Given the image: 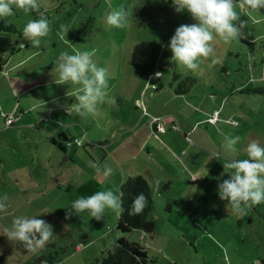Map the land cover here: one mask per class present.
Here are the masks:
<instances>
[{"label":"rangeland","instance_id":"rangeland-1","mask_svg":"<svg viewBox=\"0 0 264 264\" xmlns=\"http://www.w3.org/2000/svg\"><path fill=\"white\" fill-rule=\"evenodd\" d=\"M8 2L21 9L17 0ZM33 2L46 14L35 17L30 37L58 63L67 52L51 79L72 75L26 99L33 104L64 93L51 113L43 105L23 113L37 124L27 131L41 136L33 170L23 166L34 153L32 141L31 150L26 142L12 152L0 149V197L10 202L0 213L14 209L13 223L0 218V234L42 227L30 260L39 247L54 264H96L120 236L145 250L147 264H264V94L247 91L264 87V0ZM238 24L255 37L253 46L240 42ZM140 91L165 129L150 135L155 147L146 158L144 150L131 152L139 139L133 125L118 124L130 120L126 100ZM137 109L136 119L148 122ZM57 121L79 146L66 143L63 152L43 138V124ZM126 137L132 140L123 148ZM128 163L154 183L151 232H114ZM8 240L0 251L16 264L21 252Z\"/></svg>","mask_w":264,"mask_h":264},{"label":"crops","instance_id":"crops-1","mask_svg":"<svg viewBox=\"0 0 264 264\" xmlns=\"http://www.w3.org/2000/svg\"><path fill=\"white\" fill-rule=\"evenodd\" d=\"M33 1V0H32ZM29 14L30 11L24 12L22 9H18L13 4H10L8 0H6V4L0 5V149L6 148L7 150H10L11 152L16 150L17 143L26 142V147L30 149V146L33 145V155H31L27 161L26 164L23 166L27 167L28 169L34 168L33 160L35 159L38 151V140L41 136L39 135H33L31 132H28L27 130H32L37 124H34L31 126L23 117V113L27 111L28 113H31L35 111L38 107L43 105L48 112H45L46 114L53 112L55 109L59 108L58 106H53L52 101L58 96H63V94H60V92H57L53 96H49L48 99L38 101L33 104H26V99H29L31 102V96L35 95L36 91L40 90L42 87H52L58 80H67L68 77H70L72 74H65L63 72L62 76L59 78H53L51 79L52 75V69L55 65L62 64L66 57V50L63 51V55L61 56L60 60L61 62L58 63L55 61L57 57L54 55L45 56V50L44 45L40 43L39 39H35L33 36L30 37L29 31L32 30L31 25H35V17L38 15H32L33 17V24L29 23L26 18H24L25 14ZM24 14V15H23ZM31 14V13H30ZM52 47H56V42L52 41L51 44ZM47 47V46H46ZM51 47V48H52ZM54 49V48H53ZM53 53V51H51ZM47 55V54H46ZM49 57V58H48ZM66 62V61H65ZM65 65V64H64ZM161 85H159L160 87ZM153 86L152 88H154ZM158 89V87H155V90ZM142 90V88H141ZM146 92V91H145ZM141 95V91L139 93H135L134 98L131 100H126L127 103H129V106H131V109H133V114L131 115V118L129 121H124V119H119L118 124L119 126L128 127L125 122H128L130 125H133L131 131L132 133H137L138 135V141H135L134 144L137 146L135 150L132 149L131 152H133L135 155H140L141 152L144 150V157L151 155L150 149L155 147V144L151 141V134L152 133H158V134H164L165 129L162 125V119L161 115L157 112L156 109H153L151 104L145 101L144 93ZM152 98V96H150ZM130 101V102H129ZM51 103V104H49ZM101 103H105V101H102ZM122 104V103H121ZM141 106L143 108V113L140 115L142 118L149 117L150 119L148 122H141L140 120H137L138 117V109L137 107ZM26 108V109H24ZM218 109L215 108L214 114L218 116ZM2 114L5 115H11L13 117L14 121L11 125L8 127L4 126V120L1 117ZM22 116V117H21ZM156 118L153 122L152 120ZM172 121V118H169ZM19 121H22V125L18 124ZM44 121V120H43ZM57 124L54 125H47L43 124V127L45 130H42L41 133L43 138L51 143V145H56L55 143L61 144L63 148V152H65V146L66 142L64 139H69L72 136L68 129H65L64 124L57 121ZM173 122V121H172ZM29 125H28V124ZM216 123V122H215ZM152 124V125H151ZM154 124V125H153ZM159 125L162 126L164 129L163 132H158L155 128V126ZM211 124V123H210ZM173 128H175L174 124L172 123ZM131 127V126H130ZM22 129H25V131H22ZM126 131V130H125ZM192 130L188 131L189 133ZM8 134L11 135V138H6ZM59 135L66 136V138H61ZM51 140H54L51 141ZM61 140V141H60ZM132 140L130 137H126V142L121 141L120 146L125 148L128 146V142ZM31 141L33 144H31ZM80 141V140H79ZM31 144V145H30ZM80 145V144H79ZM75 145V146H79ZM23 144H19L18 148L22 147ZM31 150V149H30ZM1 151V150H0ZM26 151V150H25ZM118 155L121 156L122 152H118ZM132 156V155H130ZM141 158V157H140ZM146 161V160H145ZM131 163V162H130ZM126 164V167H128V176H132L135 174H140L139 172H131V169L133 167V163ZM135 167V166H134ZM31 170V171H32ZM248 172V170H247ZM249 174V172H248ZM250 175V174H249ZM143 176V175H142ZM252 178V176H250ZM126 178L123 176V179ZM255 178V176H254ZM252 178V180H254ZM147 183L151 189L152 197H156V190L154 183L153 185H150V181ZM121 180L118 184H120ZM244 185V184H242ZM245 186V185H244ZM87 189H90L88 187H85ZM85 188L83 191H85ZM80 191L81 189H75L72 188L71 191ZM10 204V202L7 199V202L3 201V199L0 197V205L2 204ZM153 202V198H152ZM154 203V202H153ZM5 217L7 221L12 222V218L14 217V209L7 210L5 213H0V218ZM16 222H14L15 225ZM3 232L0 234V248H1V241H4V236H7L9 238V242L15 241L17 234H20V231L14 232L9 231L7 233V229L3 228L1 229ZM12 232V233H11ZM38 243V241L36 242ZM33 247V245H32ZM31 247V248H32ZM31 248L27 251L26 254H24V257H22V253L16 257L13 258L15 260L16 264H28L31 260V257L33 254ZM37 255H43V252L39 247H36ZM74 248H78L76 245H74ZM2 254L3 257V263L2 264H13L9 259L4 255V252L0 251V255ZM30 254V255H29ZM32 254V255H31ZM36 255V256H37ZM54 264V263H53Z\"/></svg>","mask_w":264,"mask_h":264},{"label":"trees","instance_id":"trees-1","mask_svg":"<svg viewBox=\"0 0 264 264\" xmlns=\"http://www.w3.org/2000/svg\"><path fill=\"white\" fill-rule=\"evenodd\" d=\"M24 12L30 11L31 15H38L40 18H45V11L39 8L32 0H17ZM34 3V10H30L29 3ZM236 32L240 37V42L248 46L254 45V38L243 25L236 26ZM190 82L193 79L188 78ZM181 85V84H180ZM189 87V86H188ZM187 86L183 90H179L176 94H183L189 90ZM249 93L264 94V87L247 89ZM213 117V116H211ZM208 117V120L211 118ZM61 138L66 136L59 135ZM54 142V140H51ZM61 141V140H60ZM68 144L73 143L79 145L80 141L75 137L64 139ZM59 150H63L61 144L55 143ZM248 172L251 171L247 169ZM254 173V172H253ZM251 176V174H250ZM255 176V175H254ZM254 178V177H253ZM147 179L139 174L127 176L119 184L118 207H117V222L115 233H129L131 230H139L143 232H151L155 229V223L149 219L148 214L153 207L151 189L146 181ZM242 185V184H241ZM240 185V186H241ZM243 186V185H242ZM45 231L40 226L31 227L24 232H21L17 239L13 242L16 250L27 252L34 243L40 241L44 237ZM55 257L56 253L54 252ZM147 255L145 250L137 242H129L124 238L117 237L114 240L111 251H106L105 255L94 260L96 264H147ZM54 257L49 254L38 255L33 258L28 264H53ZM3 263V257L0 255V264Z\"/></svg>","mask_w":264,"mask_h":264},{"label":"built area","instance_id":"built-area-1","mask_svg":"<svg viewBox=\"0 0 264 264\" xmlns=\"http://www.w3.org/2000/svg\"><path fill=\"white\" fill-rule=\"evenodd\" d=\"M29 6H30V10L33 11V10H34V3H33V2L29 3ZM41 16H43V13L41 14ZM41 16H40V17H41ZM1 117H2L3 120H4V126H5V127H8V126L11 125V124L13 123V121H14V119H13V117H11V115H5V114H2ZM215 117H216V115H214L213 117H211V118L209 119V122H213V121L215 120ZM155 119H156V118H154V119L152 120V122H153ZM155 128H156V130H157L158 132H163V131H164V129L162 128V126H159V125H157V124H156ZM249 174H251L252 178H253L254 175H255V173H253L252 170L249 171ZM252 186H253V185H252V182H251L250 184H248V187H252ZM241 187L244 188V187H246V186H244V185L242 186V185H241Z\"/></svg>","mask_w":264,"mask_h":264}]
</instances>
